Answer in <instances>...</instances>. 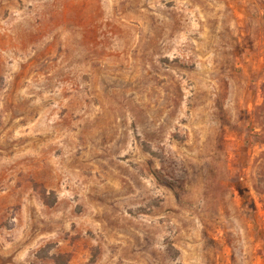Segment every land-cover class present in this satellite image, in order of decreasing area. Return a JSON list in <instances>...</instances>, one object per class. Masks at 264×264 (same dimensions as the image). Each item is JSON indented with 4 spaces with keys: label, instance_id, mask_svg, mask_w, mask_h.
<instances>
[{
    "label": "rangeland",
    "instance_id": "374dc122",
    "mask_svg": "<svg viewBox=\"0 0 264 264\" xmlns=\"http://www.w3.org/2000/svg\"><path fill=\"white\" fill-rule=\"evenodd\" d=\"M0 264H264V0H0Z\"/></svg>",
    "mask_w": 264,
    "mask_h": 264
}]
</instances>
